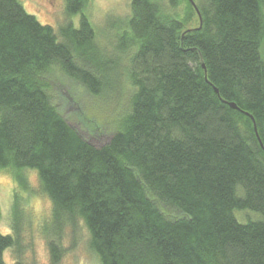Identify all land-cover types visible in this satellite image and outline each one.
I'll return each instance as SVG.
<instances>
[{
  "label": "trees",
  "instance_id": "16d2710c",
  "mask_svg": "<svg viewBox=\"0 0 264 264\" xmlns=\"http://www.w3.org/2000/svg\"><path fill=\"white\" fill-rule=\"evenodd\" d=\"M64 1L55 28L0 0V172L52 204L39 224L16 190L0 264H37L38 230L62 264L82 223L99 264H264V0H132L111 45ZM66 82L106 141L64 115Z\"/></svg>",
  "mask_w": 264,
  "mask_h": 264
},
{
  "label": "rangeland",
  "instance_id": "374dc122",
  "mask_svg": "<svg viewBox=\"0 0 264 264\" xmlns=\"http://www.w3.org/2000/svg\"><path fill=\"white\" fill-rule=\"evenodd\" d=\"M20 1L23 3L27 11L35 15L43 24L52 25L55 28H58V26L65 23L69 18L64 9V0ZM131 1L132 0H90L88 10L90 9L89 11L92 21L96 27L99 39L103 43L111 45L112 41L117 39V36L119 35L118 32L120 31L119 25L121 27L124 26L125 20L130 15ZM79 20V15L73 17V21L77 26H79ZM66 83H68L66 84L67 86L61 87L62 90L61 92L59 91V95L57 97V100H59L58 102L60 103L61 101L63 102L65 100L63 97L66 96L68 99V101L65 102L66 104L63 105L65 106V109L63 110L64 115L85 136L91 138L94 143L100 144L103 141H106L107 137L104 133L101 134V136L95 135L92 130L87 129L85 125L78 119L79 117L82 118L83 121H86L84 112L81 109L83 108L86 113H89L90 108L88 107H93V110L95 108V100L86 93H82V89H80L79 85L74 84L77 86L79 92L82 93L81 97L77 99V97L75 95H71L70 92L72 91L71 88L73 89V87H71L73 85L70 82ZM76 95L78 96V94ZM113 114H115V112H113ZM103 120L106 121L109 126H111L110 122L113 120L112 114L110 112H106L103 115ZM27 174L30 192L23 193V190L20 191V186L12 178V175L9 172H0V204L2 206L0 229L3 233L11 232L14 196L17 189L18 191L22 192L21 195L24 199H22L21 202L22 207L33 213L35 221L39 222L40 224V222L43 223L45 220H50L51 218L52 204L51 201L40 192V183L37 172H34L33 170L28 171ZM246 212L249 213L247 215L244 214L245 216L242 214L241 218L239 216V210L236 211L237 219L240 222H246L248 219H255L259 216L258 213L253 211ZM80 227L79 238L75 246L72 245L73 243L70 241L69 236L66 238L64 245L68 251L62 261V264H99L97 258L92 254L88 245V230L83 223ZM43 233L44 232L39 230L35 231L34 235L33 233L29 234L32 241H30L31 239L29 240V236H27V239L30 242H33L32 250L34 251L33 254L36 258L37 264H51L48 251V240ZM6 258L9 261L12 260L11 250L7 251Z\"/></svg>",
  "mask_w": 264,
  "mask_h": 264
},
{
  "label": "water",
  "instance_id": "95a60500",
  "mask_svg": "<svg viewBox=\"0 0 264 264\" xmlns=\"http://www.w3.org/2000/svg\"><path fill=\"white\" fill-rule=\"evenodd\" d=\"M192 1V3L194 4V2H193V0H191ZM195 5V4H194ZM195 7H196V5H195ZM198 11V13H199V10H197ZM200 14V13H199ZM234 106V105H233Z\"/></svg>",
  "mask_w": 264,
  "mask_h": 264
}]
</instances>
